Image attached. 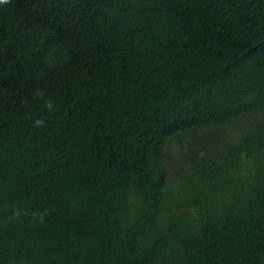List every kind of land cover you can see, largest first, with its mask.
Returning <instances> with one entry per match:
<instances>
[{"label": "trees", "instance_id": "trees-1", "mask_svg": "<svg viewBox=\"0 0 264 264\" xmlns=\"http://www.w3.org/2000/svg\"><path fill=\"white\" fill-rule=\"evenodd\" d=\"M0 264H264V0H0Z\"/></svg>", "mask_w": 264, "mask_h": 264}, {"label": "rangeland", "instance_id": "rangeland-1", "mask_svg": "<svg viewBox=\"0 0 264 264\" xmlns=\"http://www.w3.org/2000/svg\"><path fill=\"white\" fill-rule=\"evenodd\" d=\"M245 121H241L239 124H235L232 127L227 128V133L222 136V140L218 141V137L214 135L211 140L212 151L217 152L222 150L226 143H233L237 140L243 132L241 128L244 126ZM212 130V129H211ZM213 132V131H212ZM201 141L204 139L203 133L200 134ZM166 167H167V179L174 182L176 187H181L187 180L185 175L191 174L192 163L190 158L185 155L184 147L180 144L178 138H174L169 142L166 151Z\"/></svg>", "mask_w": 264, "mask_h": 264}]
</instances>
